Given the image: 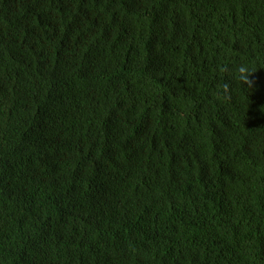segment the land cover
<instances>
[{
	"label": "trees",
	"instance_id": "16d2710c",
	"mask_svg": "<svg viewBox=\"0 0 264 264\" xmlns=\"http://www.w3.org/2000/svg\"><path fill=\"white\" fill-rule=\"evenodd\" d=\"M0 264H264V0H0Z\"/></svg>",
	"mask_w": 264,
	"mask_h": 264
},
{
	"label": "clouds",
	"instance_id": "9594fccd",
	"mask_svg": "<svg viewBox=\"0 0 264 264\" xmlns=\"http://www.w3.org/2000/svg\"><path fill=\"white\" fill-rule=\"evenodd\" d=\"M237 71L239 72V79L248 83L249 85H251L253 83V81L250 79V70L245 66V65H240L237 69ZM225 91H227L228 89V85L226 84L224 86Z\"/></svg>",
	"mask_w": 264,
	"mask_h": 264
}]
</instances>
